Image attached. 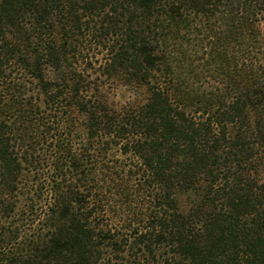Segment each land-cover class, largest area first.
I'll use <instances>...</instances> for the list:
<instances>
[{
  "label": "trees",
  "instance_id": "obj_1",
  "mask_svg": "<svg viewBox=\"0 0 264 264\" xmlns=\"http://www.w3.org/2000/svg\"><path fill=\"white\" fill-rule=\"evenodd\" d=\"M0 264H264V0H0Z\"/></svg>",
  "mask_w": 264,
  "mask_h": 264
},
{
  "label": "rangeland",
  "instance_id": "obj_2",
  "mask_svg": "<svg viewBox=\"0 0 264 264\" xmlns=\"http://www.w3.org/2000/svg\"><path fill=\"white\" fill-rule=\"evenodd\" d=\"M99 57V56H98Z\"/></svg>",
  "mask_w": 264,
  "mask_h": 264
}]
</instances>
